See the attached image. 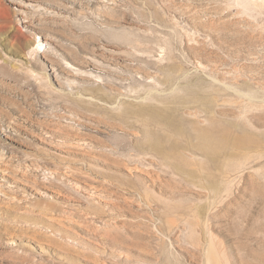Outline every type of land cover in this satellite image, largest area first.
I'll list each match as a JSON object with an SVG mask.
<instances>
[{
    "label": "rangeland",
    "instance_id": "1",
    "mask_svg": "<svg viewBox=\"0 0 264 264\" xmlns=\"http://www.w3.org/2000/svg\"><path fill=\"white\" fill-rule=\"evenodd\" d=\"M194 81L253 138L176 171L131 109ZM0 264H264V0H0Z\"/></svg>",
    "mask_w": 264,
    "mask_h": 264
},
{
    "label": "bare ground",
    "instance_id": "2",
    "mask_svg": "<svg viewBox=\"0 0 264 264\" xmlns=\"http://www.w3.org/2000/svg\"><path fill=\"white\" fill-rule=\"evenodd\" d=\"M124 62L122 63L116 61V63L111 62L110 65L108 64L107 72L111 76L110 79L112 78L116 81H121L123 79L122 74L124 72L122 71V69L123 67L128 66H124L126 64H124ZM105 67L106 66L104 65L103 69L106 71ZM177 70L178 66L175 64L163 70L162 78L166 84H169V87L172 86L178 79H175L176 75L174 73ZM147 77H150V75H147ZM182 90L185 92V95L182 97H176L174 101L178 103V105H185V111L188 113V116L192 118L187 121L189 125L188 127L184 124V121L181 115H179L178 109L176 107H156V105H140L135 110L131 109V113L143 116L145 126H155L162 129L163 131H167L166 134H163L157 129L154 130L151 128H146L144 134L148 141L147 145L150 149L153 150L152 152L160 155L164 163H169V165L171 166L172 164H174V166L171 167L172 169L175 168L176 171H182L181 168H183V165L181 163L179 164H181L182 166L178 165L177 162L181 160L180 158H184L180 157L182 154L185 155L187 153H190L191 155L200 154L201 156H204L208 161H210L212 163V166L215 165L214 167L219 168L220 164H222V161L219 159L220 154H222L223 157H226L231 145H241L244 143H248L253 137L249 134V131L248 133H243L244 131H246L245 129L239 136L233 138L230 131L233 123L224 118L215 119V117L212 116V109L214 107V104L216 103V99H214L211 94V97L209 94L207 95L206 88L201 87L198 82H191L183 86ZM172 92L173 91H171V93ZM149 97L146 96V98ZM143 98H141L142 101H144ZM154 99V97L150 98L151 101ZM164 102L161 101V103L166 105V102ZM127 111L129 112L130 109L128 108ZM204 113L209 122V125L207 126L200 124V121H202L203 119ZM182 137L186 139V141L184 142L185 144H180L176 141L177 139ZM175 158L177 161L174 160ZM172 159L173 162L171 161ZM183 164L187 163L184 162ZM211 188L215 190L217 186L212 184Z\"/></svg>",
    "mask_w": 264,
    "mask_h": 264
}]
</instances>
